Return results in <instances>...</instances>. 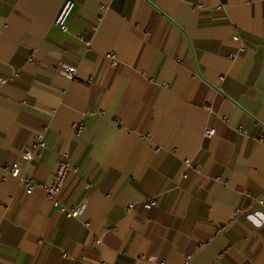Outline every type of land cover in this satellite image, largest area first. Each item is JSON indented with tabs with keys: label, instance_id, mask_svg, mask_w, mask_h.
<instances>
[{
	"label": "crops",
	"instance_id": "obj_1",
	"mask_svg": "<svg viewBox=\"0 0 264 264\" xmlns=\"http://www.w3.org/2000/svg\"><path fill=\"white\" fill-rule=\"evenodd\" d=\"M65 1L0 0V264H264V0Z\"/></svg>",
	"mask_w": 264,
	"mask_h": 264
},
{
	"label": "built area",
	"instance_id": "obj_2",
	"mask_svg": "<svg viewBox=\"0 0 264 264\" xmlns=\"http://www.w3.org/2000/svg\"><path fill=\"white\" fill-rule=\"evenodd\" d=\"M73 9H74L73 1L66 0L63 3L60 11L57 14V17L55 19V25L62 32H68L67 21L71 15L70 13L73 12ZM112 59H113V57H112ZM63 68H65L64 71H65L67 76L72 77V75H74L75 70L73 68H71V67L68 68V66H63ZM5 82H6V80L0 79V84H3ZM214 134H215V130L213 128L207 129V131H206L207 136H212ZM39 137L41 138V136H39ZM41 145H42V142H39L36 146H33L32 150H28V149L24 150L23 154L21 155L19 160H24V161L32 160L34 155L37 153L36 152L37 149ZM6 169L8 170V172L12 176L19 178V180L21 181V184H22V186H23V188L27 194L32 193V191L36 188V185L34 184L32 179H30L28 177H21L20 169H19L17 162L12 164V165H9ZM68 172H69L68 163L67 162L59 163V165L57 166V169L53 175L51 183L48 185H42V186H40V188L44 192H46L47 199L53 206H57V207L61 208L62 211L67 213V216L75 217L78 214L79 209H76L72 205H67V206L63 205L59 202V195L61 193L60 191H62L64 181H65V177H66ZM257 202H259L264 207V199L263 198L257 199ZM156 205H157V202L154 198L148 199L144 203V207L148 208V209L152 208Z\"/></svg>",
	"mask_w": 264,
	"mask_h": 264
}]
</instances>
